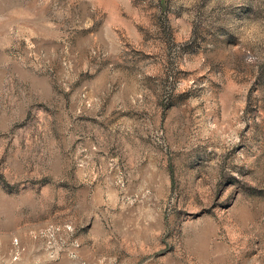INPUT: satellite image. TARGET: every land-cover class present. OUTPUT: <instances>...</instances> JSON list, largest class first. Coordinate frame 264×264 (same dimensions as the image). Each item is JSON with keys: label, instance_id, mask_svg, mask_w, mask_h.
Instances as JSON below:
<instances>
[{"label": "rangeland", "instance_id": "rangeland-1", "mask_svg": "<svg viewBox=\"0 0 264 264\" xmlns=\"http://www.w3.org/2000/svg\"><path fill=\"white\" fill-rule=\"evenodd\" d=\"M0 264H264V0H0Z\"/></svg>", "mask_w": 264, "mask_h": 264}]
</instances>
